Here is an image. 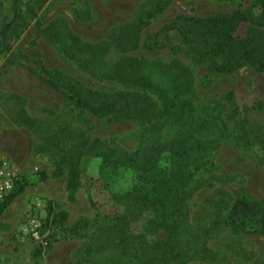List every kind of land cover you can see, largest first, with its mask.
Segmentation results:
<instances>
[{
  "label": "rangeland",
  "instance_id": "rangeland-1",
  "mask_svg": "<svg viewBox=\"0 0 264 264\" xmlns=\"http://www.w3.org/2000/svg\"><path fill=\"white\" fill-rule=\"evenodd\" d=\"M28 1L22 0L21 5ZM159 1L165 0H141L137 5L132 4L133 0H49L39 12L46 20L42 27L37 29L33 21L18 40L10 43L12 52L74 78L88 89L123 90L122 86L102 79L97 70L79 67L42 37V28L61 19L65 30L60 32L67 43L75 38L80 44L104 47V50L86 51L84 58L91 59L95 65L126 61L170 97L171 85L155 66L168 63L173 57L167 51L144 52L143 40L176 15L207 17L244 11L253 0H169L160 14L143 18L137 35L136 31L124 28L135 23L143 9L152 12ZM11 3L12 0H0V28L12 16ZM75 11H80L82 19ZM87 16L89 19L84 20ZM179 59L192 76L190 91L183 99L190 105L192 123L206 132V139L215 138L217 128L212 109L223 102L229 91H233L239 108L238 119L246 118L250 124L264 127V74L242 68L229 75H210L205 66L184 56ZM6 60V56L0 57V160L8 161L16 178L27 182V186L0 216V264H264V238L233 233L224 223L240 195L264 201V157L257 148L243 149L229 139L221 140L211 152L212 166L185 164L191 175L181 190L165 199L164 210L147 211L131 221L123 245L113 243L101 249L89 239L59 240L48 253L33 259L34 248L41 247L44 252L46 247L44 238L48 231H43L42 226L48 208L66 212L67 225L80 219H109L124 209L123 203L113 196L129 191L137 176L136 170L128 166L103 165V158L97 156L101 152L96 150L92 155L82 156V185L74 201H69L65 174L53 177L56 153L41 150L56 142L68 146L72 136L78 144V136L82 135L88 139V146L97 142L103 154L114 152L112 160L115 155L153 146H169L175 151L173 146L182 139L183 129L176 118L165 120V126L155 134H142L138 124L132 121L107 122L81 114L84 121L78 122L59 94L24 68L10 65ZM147 94L160 104L156 94ZM21 113L24 125H17ZM228 125L231 132L233 122ZM170 156L169 152L163 153L156 160L157 167H167ZM40 172L47 175L45 181H39Z\"/></svg>",
  "mask_w": 264,
  "mask_h": 264
},
{
  "label": "trees",
  "instance_id": "trees-1",
  "mask_svg": "<svg viewBox=\"0 0 264 264\" xmlns=\"http://www.w3.org/2000/svg\"><path fill=\"white\" fill-rule=\"evenodd\" d=\"M48 1L29 0L22 6V0H12V16L0 28V57L6 56L7 63L24 68L47 88L59 94L78 122L84 121L81 114L107 122L132 121L138 124L142 134H155L165 126V120L176 118L180 121L179 124H182L180 126L183 136L178 144L173 146L175 151H171L169 146H153L135 153L115 155L113 160L114 152L103 154L97 142L88 146V139L82 135L78 136V144L73 142L72 136L69 137L68 146L56 142L54 146L41 150L50 154L56 153L57 166L53 177L58 178L65 174V190L69 201H74V195L82 185V156L92 155L96 150L101 152L97 156L103 158V165L114 168L128 166L136 170L137 176L136 184L129 191L121 196H113L118 203H123L124 209L121 214L109 219H80L73 225H67L66 212H54L48 208L42 226L43 231H48V236L44 238L46 247L44 252L41 247L34 248L31 252L33 259H39L44 253H48L52 245L59 240L89 239L101 249L113 243L123 245L127 238V226L131 221H136L147 211L164 210L167 203L165 199L173 197V194L181 190L183 182L191 175L185 170V164L195 162L201 166H212L211 152L221 140H232L243 149L257 148L264 157V127L254 126L246 118L238 119L240 112L233 91L227 92L223 102L212 109L217 128L215 138L206 139V132L192 123L190 105L183 99L190 91L192 76L179 59V56H184L197 65L205 66L210 75H229L242 68L264 74V0H253L244 11L234 10L207 17L179 14L143 40L141 49L144 52L167 51L173 57L168 63H158L155 66L157 72L167 78L171 85L170 97L126 61L109 65L102 62L95 65L91 59L84 58L86 51L104 50V47L99 44H80L75 38H71L70 43H67L64 41L66 37L60 32L65 30V23L61 19L42 28V37L56 45L60 53L79 67L88 68L89 71L97 70L102 79L122 86L123 90L105 92L88 89L78 80L57 70H49L37 60L21 53L13 54L10 43L18 40L33 21L37 29L46 21L44 15L39 12ZM169 2L159 1L152 12L143 9L144 13L138 15L135 23L124 28L136 31L137 35L143 18L146 16L149 19L160 14ZM79 12L75 11V14L82 19ZM88 19V16L84 18ZM148 92L156 94L160 104L151 98ZM21 115L22 113L18 115V122H15L17 125H24L20 120ZM228 122H233L231 132ZM191 150H195L193 154L190 153ZM166 152L171 155L168 157L170 164L164 168L157 167L156 160ZM37 175L39 181L47 179L44 172ZM26 186L27 182L18 178L15 180L11 194L0 203V216L12 201L24 192ZM224 223L233 233L264 238V201H254L246 195H240L231 206Z\"/></svg>",
  "mask_w": 264,
  "mask_h": 264
},
{
  "label": "built area",
  "instance_id": "built-area-1",
  "mask_svg": "<svg viewBox=\"0 0 264 264\" xmlns=\"http://www.w3.org/2000/svg\"><path fill=\"white\" fill-rule=\"evenodd\" d=\"M16 174L10 165V163L4 159L0 160V203L7 198L14 186L16 180ZM34 227H37L33 223Z\"/></svg>",
  "mask_w": 264,
  "mask_h": 264
},
{
  "label": "crops",
  "instance_id": "crops-1",
  "mask_svg": "<svg viewBox=\"0 0 264 264\" xmlns=\"http://www.w3.org/2000/svg\"><path fill=\"white\" fill-rule=\"evenodd\" d=\"M140 1L141 0H133V3L132 4H134V5L140 4Z\"/></svg>",
  "mask_w": 264,
  "mask_h": 264
}]
</instances>
